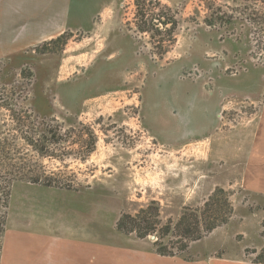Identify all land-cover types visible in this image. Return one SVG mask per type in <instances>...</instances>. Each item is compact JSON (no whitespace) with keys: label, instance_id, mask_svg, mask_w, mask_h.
Returning <instances> with one entry per match:
<instances>
[{"label":"rangeland","instance_id":"374dc122","mask_svg":"<svg viewBox=\"0 0 264 264\" xmlns=\"http://www.w3.org/2000/svg\"><path fill=\"white\" fill-rule=\"evenodd\" d=\"M102 5L73 0L67 25L87 30ZM115 7L105 19L111 27L65 32V44L55 38L0 57V252L8 204L19 203L16 185L48 183L85 193L99 213L108 205L112 219L157 207L145 239L175 257L252 264L264 247V200L232 184L229 166L205 168L203 144L169 153L157 146V131L171 144L174 128L147 125L154 102L168 94L183 103L208 98L211 110L218 97L223 129L255 117L264 97V0ZM188 136L183 129L175 138ZM38 137L44 157L24 140ZM215 189L223 193L212 198Z\"/></svg>","mask_w":264,"mask_h":264},{"label":"crops","instance_id":"0c3cea01","mask_svg":"<svg viewBox=\"0 0 264 264\" xmlns=\"http://www.w3.org/2000/svg\"><path fill=\"white\" fill-rule=\"evenodd\" d=\"M74 1L103 3L99 11L89 16L87 30L67 25L73 0H0V57L65 32L91 34L111 27L112 23L106 20L115 13L116 0ZM15 20L21 23L16 25ZM168 95L154 102L147 128L157 123L166 129L173 127L174 133L168 135H173L172 143H167L166 133L157 131L164 135V141L156 145L173 153L179 148L203 144L207 148L205 168L209 163L229 166L226 172L236 178L232 184L264 200V97L255 117L247 124L223 129L218 123V113L223 110L218 97L211 110L208 98L195 97L183 103ZM183 129L189 136L179 141L175 137ZM143 130L147 133L146 128ZM166 158L170 160L171 156H163ZM16 186L19 203L13 208L8 204L0 264H209L205 257L194 261L161 257L148 239L118 234V219H112L108 205L99 213L96 203L85 193L41 184Z\"/></svg>","mask_w":264,"mask_h":264},{"label":"trees","instance_id":"16d2710c","mask_svg":"<svg viewBox=\"0 0 264 264\" xmlns=\"http://www.w3.org/2000/svg\"><path fill=\"white\" fill-rule=\"evenodd\" d=\"M67 36L65 34L60 35L59 37H57L55 40L50 41V43H54L56 41H61L67 40ZM43 137V136H42ZM41 139L38 137V141L35 140V143L33 142V139H28V138H24L25 142L28 143L30 146L35 147V151H37V153H39V155L41 157H44L46 154L44 152V146L42 145L41 148H39V144L42 143ZM53 141H55V138L53 137ZM37 181H34V183H37ZM43 186H47L50 187L51 185H49L48 183H42ZM223 191L221 189H215L214 191V195L212 196V198L217 195V194H222ZM207 207L209 205H206ZM158 208L157 207H152L151 205H149L148 207H146L145 209H141L140 211H138V213L135 216H130L128 214H122L118 220L115 223V231L118 234L121 235H129L130 233H135L136 238L138 239H145L149 236H151V234H154L155 232V225L157 224V222L155 221H149V216L152 215L154 218H158ZM180 229V225L177 226V229ZM213 228L209 227V229L211 230ZM169 228L166 229V232ZM188 233H191L190 231ZM187 233V234H188ZM186 235V234H185ZM189 235V234H188ZM262 236L264 237V231L262 232ZM159 245L157 243L154 244V249H155V253L161 257H175L174 254L167 252L166 248H162V247H158ZM186 249V247L183 248V250ZM252 264H264V247L261 249V251L257 254L256 258L252 261Z\"/></svg>","mask_w":264,"mask_h":264}]
</instances>
